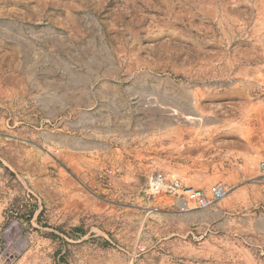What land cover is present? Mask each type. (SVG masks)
<instances>
[{"label": "rangeland", "instance_id": "374dc122", "mask_svg": "<svg viewBox=\"0 0 264 264\" xmlns=\"http://www.w3.org/2000/svg\"><path fill=\"white\" fill-rule=\"evenodd\" d=\"M0 189V264H66L35 214L90 264H264V0H0Z\"/></svg>", "mask_w": 264, "mask_h": 264}, {"label": "crops", "instance_id": "0c3cea01", "mask_svg": "<svg viewBox=\"0 0 264 264\" xmlns=\"http://www.w3.org/2000/svg\"><path fill=\"white\" fill-rule=\"evenodd\" d=\"M28 95L30 98L32 97L27 92L14 94L21 108L30 105L34 109H44V107L34 106L32 103L27 102ZM10 197L7 198L0 194V202H11L13 198ZM177 206L176 204V209ZM42 219L43 217L38 214L33 215L29 220L19 219L16 227L19 249L23 248V244H21V241H23L29 254L51 256L53 259H65L66 264H90L85 259L86 255L99 256L102 253L106 254L108 252L106 248H110L111 241L109 238L108 242L105 243L106 248L103 249L100 246V238L98 237L100 235L99 229L92 227L87 231V226H84L80 220L72 223L66 220L68 219L66 216L62 215L55 226L47 228L42 225L44 223ZM23 237L26 239L23 240Z\"/></svg>", "mask_w": 264, "mask_h": 264}, {"label": "bare ground", "instance_id": "6f19581e", "mask_svg": "<svg viewBox=\"0 0 264 264\" xmlns=\"http://www.w3.org/2000/svg\"><path fill=\"white\" fill-rule=\"evenodd\" d=\"M183 189V185L179 180L166 181L159 174H152L147 178L145 193L149 195H169L177 196Z\"/></svg>", "mask_w": 264, "mask_h": 264}]
</instances>
